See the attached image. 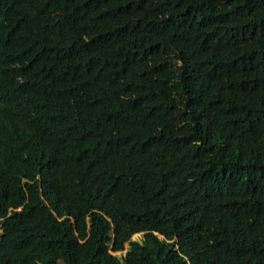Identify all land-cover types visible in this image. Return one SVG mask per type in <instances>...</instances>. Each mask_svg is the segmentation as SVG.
<instances>
[{
    "label": "trees",
    "instance_id": "obj_1",
    "mask_svg": "<svg viewBox=\"0 0 264 264\" xmlns=\"http://www.w3.org/2000/svg\"><path fill=\"white\" fill-rule=\"evenodd\" d=\"M0 229V264H264V0H0Z\"/></svg>",
    "mask_w": 264,
    "mask_h": 264
},
{
    "label": "rangeland",
    "instance_id": "obj_2",
    "mask_svg": "<svg viewBox=\"0 0 264 264\" xmlns=\"http://www.w3.org/2000/svg\"><path fill=\"white\" fill-rule=\"evenodd\" d=\"M1 233H2V232H1V229H0V235H1ZM140 237H141L140 233L133 235V238H138V239H140ZM124 252H125V251H124ZM117 253H119V252H117ZM117 253L113 252V254H117Z\"/></svg>",
    "mask_w": 264,
    "mask_h": 264
},
{
    "label": "clouds",
    "instance_id": "obj_3",
    "mask_svg": "<svg viewBox=\"0 0 264 264\" xmlns=\"http://www.w3.org/2000/svg\"><path fill=\"white\" fill-rule=\"evenodd\" d=\"M138 233H140V235H141V232L134 233L133 235L138 234ZM155 234L157 235L156 232H155ZM133 235H132V239H133V240H134V239H137V238H133ZM124 251H125V250H123V253H124ZM112 254H113V252H112Z\"/></svg>",
    "mask_w": 264,
    "mask_h": 264
}]
</instances>
